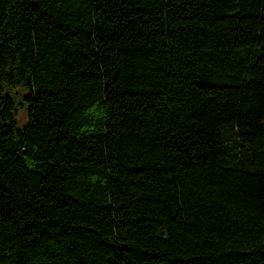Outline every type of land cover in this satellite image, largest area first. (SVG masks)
I'll list each match as a JSON object with an SVG mask.
<instances>
[{
	"label": "trees",
	"instance_id": "16d2710c",
	"mask_svg": "<svg viewBox=\"0 0 264 264\" xmlns=\"http://www.w3.org/2000/svg\"><path fill=\"white\" fill-rule=\"evenodd\" d=\"M0 264H264V0H0Z\"/></svg>",
	"mask_w": 264,
	"mask_h": 264
}]
</instances>
